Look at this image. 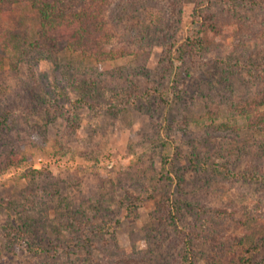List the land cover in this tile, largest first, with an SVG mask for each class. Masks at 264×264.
<instances>
[{
    "label": "rangeland",
    "instance_id": "374dc122",
    "mask_svg": "<svg viewBox=\"0 0 264 264\" xmlns=\"http://www.w3.org/2000/svg\"><path fill=\"white\" fill-rule=\"evenodd\" d=\"M106 16L116 59L31 54L2 84L0 264H240L264 238V183L231 175L264 178V6L110 0ZM196 16L212 27L192 59Z\"/></svg>",
    "mask_w": 264,
    "mask_h": 264
},
{
    "label": "trees",
    "instance_id": "16d2710c",
    "mask_svg": "<svg viewBox=\"0 0 264 264\" xmlns=\"http://www.w3.org/2000/svg\"><path fill=\"white\" fill-rule=\"evenodd\" d=\"M249 7L264 6V0H244ZM110 0H0V97L2 84L7 76H17L16 65L31 54L56 57L62 52L77 54L83 59L106 62L117 57L112 48L113 35L107 22ZM194 23V22H193ZM197 31L187 36L180 46L183 53L197 59L205 44L201 31L208 32L212 22H200ZM9 66L5 70V66ZM264 103V100H261ZM250 124L264 127V112H257ZM236 179L263 182L254 174H231ZM264 245V238L250 246L242 247L240 264H252L250 254L257 253ZM79 249H85V244ZM70 264H91L78 259Z\"/></svg>",
    "mask_w": 264,
    "mask_h": 264
},
{
    "label": "built area",
    "instance_id": "2783aa9c",
    "mask_svg": "<svg viewBox=\"0 0 264 264\" xmlns=\"http://www.w3.org/2000/svg\"><path fill=\"white\" fill-rule=\"evenodd\" d=\"M39 161H41V160L39 159Z\"/></svg>",
    "mask_w": 264,
    "mask_h": 264
}]
</instances>
